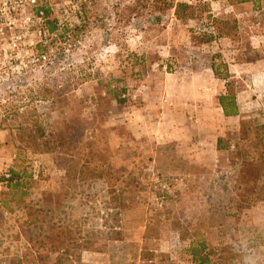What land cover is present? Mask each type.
Instances as JSON below:
<instances>
[{
	"label": "rangeland",
	"instance_id": "obj_1",
	"mask_svg": "<svg viewBox=\"0 0 264 264\" xmlns=\"http://www.w3.org/2000/svg\"><path fill=\"white\" fill-rule=\"evenodd\" d=\"M169 2L46 0L55 27L46 47L12 59L0 42V179L18 184L0 187V264H61L59 235L84 247L81 264L134 238L141 243L110 264L187 263L200 241L209 264H234V231L264 227L261 207L246 210L264 202L263 133H230L228 154L216 155L218 129L195 114L200 138L187 140L176 86L202 78L207 54L197 42L211 3L194 0L196 20L183 24ZM82 174L102 179L83 190ZM35 223L43 235L33 247Z\"/></svg>",
	"mask_w": 264,
	"mask_h": 264
},
{
	"label": "crops",
	"instance_id": "obj_2",
	"mask_svg": "<svg viewBox=\"0 0 264 264\" xmlns=\"http://www.w3.org/2000/svg\"><path fill=\"white\" fill-rule=\"evenodd\" d=\"M184 2L193 4L194 0ZM208 13L212 18L231 19L234 29L206 46L205 51H208L209 57L206 56L202 78L201 75H189L186 82L184 78H178L176 93L177 96L186 97L181 108L182 113L189 115V117L185 115L183 119L189 135L187 140L192 143L196 138H200L192 130L198 122L195 121V114H198L205 124H208V128L218 129L210 142L213 152L216 153L217 139L227 133L237 132L240 120L250 119L253 123L264 125V0L212 2ZM211 54H218L220 61L226 65L228 75L226 80L214 77ZM229 82H234L235 85L231 94L235 97L238 116L225 118L217 97L226 94V84ZM212 116H215L216 120L211 121ZM198 141L202 146L205 144V141ZM188 150L191 152L193 149L188 147ZM260 207L264 211V202L251 207V210ZM234 232L241 234L242 237V246L234 250L236 258L234 264H264V227L248 224L239 226ZM138 240L140 239L124 240L109 247L103 254L85 253L84 261L89 264H110L109 258L112 255L125 254L131 248V245H127L130 242L137 244ZM134 247L140 251L138 245ZM167 249V242L162 243L160 252Z\"/></svg>",
	"mask_w": 264,
	"mask_h": 264
},
{
	"label": "trees",
	"instance_id": "obj_3",
	"mask_svg": "<svg viewBox=\"0 0 264 264\" xmlns=\"http://www.w3.org/2000/svg\"><path fill=\"white\" fill-rule=\"evenodd\" d=\"M158 1H162V0H154V2H158ZM167 1V0H165ZM170 1L169 5L171 8L174 9V17L175 20L180 22V23H190L196 20V9L197 7L193 6V4H183V3H174V0H168ZM237 1H249V0H237ZM219 2V1H218ZM204 7V6H203ZM199 12V11H197ZM209 8H206L204 11V14H209ZM198 14V13H197ZM48 15V13L46 12V16ZM205 18L207 20H210L209 23L206 24L207 27L212 28V32L211 33H200V36L202 37L198 42V46H200L201 48L206 49V46L211 45L214 41H216L221 35L223 34H228L232 29H234V23L231 19H221V18H210V16H205ZM47 27L49 29V31L51 33L55 32V27H54V22L49 20L47 21ZM207 50V49H206ZM207 56L209 57V53L208 51L206 52ZM211 60H212V72L213 75L216 79L219 80H226V78H228L227 72H226V65H224L221 61H220V56L218 54H211ZM233 87H235L234 82H229L226 84V94L224 95H220L219 97H217V101L219 104V107L222 110V114L225 118H232V117H237L238 116V111H237V106L235 103V97L231 94L233 92ZM260 130L263 133V137H264V126H260V127H255L253 126V122H245V120H240V124H239V129L237 132H232V133H237L239 136H241V134L243 133L244 130ZM248 132V131H247ZM231 133V132H230ZM227 133L226 137H222V138H218L217 142H216V153L222 154V153H227L230 150V146H228V139L227 136L230 134ZM241 139V138H240ZM79 175H81V172H79ZM83 178H78L80 181V184L84 190V187L86 189H91L93 182L97 179H102V176L100 174H88V175H83ZM11 180L12 177L10 176L9 181L6 183V186L4 187V190H7L11 187H16L18 184L16 182V184H14L12 186L11 184ZM86 183V185H85ZM95 195H98V193H96ZM78 196H82V191L78 192ZM81 200H79V205ZM261 202V201H260ZM258 202V203H260ZM262 203V202H261ZM257 204V203H256ZM254 204L251 205H247L246 206V210H250L251 207H253ZM32 209L35 208L34 204H32V206H30ZM29 207V208H30ZM36 213H41V211H37ZM62 221L65 220H59L58 223L60 225H62ZM35 222V221H34ZM38 223L32 224L31 227L34 228V233L33 235L29 238H26L27 242L34 246L39 245V243H37V241H39L42 237L43 234H40L39 231L41 229L37 228ZM44 238V237H43ZM57 239L60 242V248H58L61 253L60 258L58 259V261L62 264H81L80 258H81V254L82 252L85 250L84 247H80V246H74V244H68V242H71L69 238H64L61 237V235H59L57 237ZM46 240V239H45ZM37 243V244H36ZM72 243V242H71ZM207 242H203L200 241L198 244L197 248H192L189 250L188 252V263L189 264H209V254L207 253ZM64 245L62 248L61 246ZM74 246V250H70L69 247H73ZM77 251H79L78 253H76ZM93 251V250H91ZM63 257V258H62Z\"/></svg>",
	"mask_w": 264,
	"mask_h": 264
},
{
	"label": "built area",
	"instance_id": "obj_4",
	"mask_svg": "<svg viewBox=\"0 0 264 264\" xmlns=\"http://www.w3.org/2000/svg\"><path fill=\"white\" fill-rule=\"evenodd\" d=\"M46 0H0V42L4 41L5 46L11 51L12 59H17L20 53L31 54L37 46L46 47L54 34L47 27L49 18L46 16L48 9ZM202 3H212L214 0H199ZM228 2L229 0H218ZM78 11V10H77ZM80 14V12H77ZM67 14V12H65ZM58 30H62L64 25L57 24ZM207 33L212 32V28H203ZM36 38L38 41L33 42ZM6 50H3L5 53ZM38 62L45 63L46 57L39 56ZM10 175L3 174L0 179V187L4 188L9 181ZM165 189L166 187L163 186Z\"/></svg>",
	"mask_w": 264,
	"mask_h": 264
}]
</instances>
